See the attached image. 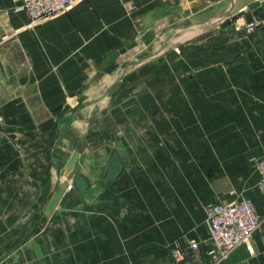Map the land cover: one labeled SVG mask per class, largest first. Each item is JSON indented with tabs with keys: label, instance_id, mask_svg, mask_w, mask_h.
<instances>
[{
	"label": "crops",
	"instance_id": "0c3cea01",
	"mask_svg": "<svg viewBox=\"0 0 264 264\" xmlns=\"http://www.w3.org/2000/svg\"><path fill=\"white\" fill-rule=\"evenodd\" d=\"M262 1L80 0L31 21L0 0V264H264V21L244 35L239 16ZM242 197L251 254L209 256L205 209Z\"/></svg>",
	"mask_w": 264,
	"mask_h": 264
},
{
	"label": "built area",
	"instance_id": "2783aa9c",
	"mask_svg": "<svg viewBox=\"0 0 264 264\" xmlns=\"http://www.w3.org/2000/svg\"><path fill=\"white\" fill-rule=\"evenodd\" d=\"M80 0H12L31 20L52 16L64 12L72 4ZM256 26L255 22L245 23L242 32L249 35ZM258 175L257 189L264 195V151L252 161ZM72 186L67 184L64 192H69ZM260 223L254 204L248 200L232 201L209 205L204 212L203 224L209 240L208 255L221 259L238 247H244L248 254L252 248L250 239ZM186 248L197 252V243L188 240ZM174 262L182 260V249L174 246L171 250Z\"/></svg>",
	"mask_w": 264,
	"mask_h": 264
},
{
	"label": "water",
	"instance_id": "95a60500",
	"mask_svg": "<svg viewBox=\"0 0 264 264\" xmlns=\"http://www.w3.org/2000/svg\"><path fill=\"white\" fill-rule=\"evenodd\" d=\"M242 16L245 23L256 22L260 23L264 21V1L262 2H253L246 7V12L240 14ZM135 46L134 42L126 45L125 47L112 52L109 54L101 63L100 71L104 73H110L116 68V59L125 54L127 51L131 50ZM161 62V58H158L152 61V64ZM78 155L73 153L68 162L65 165V169L63 172L64 180L58 186L56 192L53 194L52 198L47 203L43 215L45 217H49L54 208L56 207L57 203L59 202L60 198L62 197L65 188L69 182H71L74 177L76 176L79 165L77 163Z\"/></svg>",
	"mask_w": 264,
	"mask_h": 264
},
{
	"label": "rangeland",
	"instance_id": "374dc122",
	"mask_svg": "<svg viewBox=\"0 0 264 264\" xmlns=\"http://www.w3.org/2000/svg\"><path fill=\"white\" fill-rule=\"evenodd\" d=\"M13 11L15 12V13H23V14H25V12L18 6V5H14V8H13ZM26 15V14H25ZM193 25H195L196 26V24H193ZM204 25V24H203ZM208 25V24H207ZM209 25H211V24H209ZM186 26H188V24H183V25H181V23L180 24H178V27H180V28H182V27H186ZM0 27L4 30V21L1 19V21H0ZM181 32V31H180ZM128 52V51H127ZM126 52V53H127ZM141 57V56H140ZM2 59H3V57H2ZM140 61V59H139V56H136V62H139ZM257 137V139L258 140H260L261 141V138H264V136H261V135H257L256 136ZM257 158V156H250L249 158H248V163L250 164V166L252 167V161L253 160H255ZM252 170H253V172H254V169H253V167H252ZM244 199H248V200H250L251 201V199H249V198H245V197H242V198H240V199H237V200H235V201H239V200H244ZM252 202V201H251ZM129 217L130 216H128V215H126L125 216V218H124V222L125 223H129V222H133L131 219H129ZM136 218V217H135Z\"/></svg>",
	"mask_w": 264,
	"mask_h": 264
}]
</instances>
